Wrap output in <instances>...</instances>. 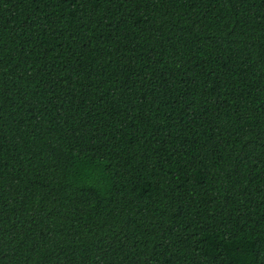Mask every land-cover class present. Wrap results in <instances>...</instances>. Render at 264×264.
Here are the masks:
<instances>
[{
    "label": "trees",
    "instance_id": "trees-1",
    "mask_svg": "<svg viewBox=\"0 0 264 264\" xmlns=\"http://www.w3.org/2000/svg\"><path fill=\"white\" fill-rule=\"evenodd\" d=\"M0 264H264V0H0Z\"/></svg>",
    "mask_w": 264,
    "mask_h": 264
}]
</instances>
